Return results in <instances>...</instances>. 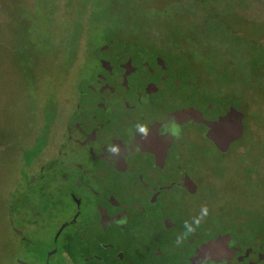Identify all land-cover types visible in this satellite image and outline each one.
Masks as SVG:
<instances>
[{
  "label": "flooded vegetation",
  "instance_id": "flooded-vegetation-1",
  "mask_svg": "<svg viewBox=\"0 0 264 264\" xmlns=\"http://www.w3.org/2000/svg\"><path fill=\"white\" fill-rule=\"evenodd\" d=\"M80 35L66 52L70 67ZM105 38L89 46L86 39L74 68L86 53L87 73L74 69L63 109L43 107L40 139L23 145L18 132L3 131L17 118L15 107H0V176L9 172L0 180V223L18 246L37 249L41 242L20 225L34 227L42 213L56 222L40 264L56 256L62 264H264V208L241 206L239 187L224 175L231 160L251 164L250 146L264 137L250 126L263 123L244 117L242 136L230 140L231 130L208 123L231 108L245 113L246 104L231 103L228 89L204 87L208 76L186 64L188 49L167 41L157 49L161 41L117 33ZM262 160L251 177L264 183Z\"/></svg>",
  "mask_w": 264,
  "mask_h": 264
},
{
  "label": "rangeland",
  "instance_id": "rangeland-1",
  "mask_svg": "<svg viewBox=\"0 0 264 264\" xmlns=\"http://www.w3.org/2000/svg\"><path fill=\"white\" fill-rule=\"evenodd\" d=\"M3 1L6 5L0 13V24L5 25L6 28L2 32L0 25V58L3 59L5 55L2 50L6 51L7 58L0 60V107H15L11 115L12 119L16 120L17 118V120L15 125H6L2 130L18 132L24 145L26 138L37 134V138L40 139L43 135L40 133L43 130V107H51L53 104L57 108L63 109V106L68 103V97H72L73 90L71 87L76 77L74 67L84 52L86 39L88 46L93 42L101 43L106 39L105 36L110 35L109 32L113 27L107 16L97 19V17H93L92 11H81L82 0H0V4ZM253 7V11H248L250 15L262 16L264 0L255 1ZM161 21H163L161 22V34L153 35L152 32L146 34L145 31H139L140 33H136L134 36L140 34L147 37L149 35L150 37L147 39L162 42V44H157V49L166 48L163 46V42L166 41L164 33L169 30V23L165 19ZM105 22L109 24H105ZM132 27V24H126L116 28L129 30ZM138 28L149 32L144 26L139 25ZM78 32L81 35L76 40L78 46L77 59L70 67L68 63L71 58H68L69 55L66 52L71 43V36ZM10 52L16 53L15 60L11 57L12 55L8 56ZM188 54L190 57L183 55L184 58L189 59L186 64L193 65L196 72L202 74L207 62L200 57L193 56L196 51H189ZM65 56L67 57L65 58ZM87 56L86 53L82 55V65L79 64L75 69L78 76L87 73ZM223 81L225 82V80ZM204 87L207 89L208 87L214 88L205 83ZM239 88L235 85L231 91L239 92L237 90ZM246 94V100H250L248 95L253 99L251 106L254 109H260L264 114L262 99L258 100L259 96L250 90H247ZM254 96L257 97L254 98ZM263 125L264 122L259 126L252 124L250 129L256 131L257 136L264 137ZM45 137L47 138L46 133ZM252 144L250 146L251 158L249 159L251 164L243 166L240 162L231 160L232 164L224 175L226 180L236 182L239 187L235 194L233 189H230L231 193L234 194V200L244 207L251 203V209H256L257 205L264 208V183L258 178L251 177V174L255 168L257 170L259 159L264 157V144L259 146L256 143ZM10 160H13L12 154L7 156V161L10 162ZM11 175L13 176L12 173ZM8 177L9 172L1 173L0 180L5 179L7 182ZM34 191L35 189H24L22 193L31 196ZM31 198L35 199L34 196ZM38 219L43 220L40 223L37 222L34 227L25 228L20 225L24 229V234H27L26 236L41 242L37 249L18 246L8 224L0 223V264H18L15 260L17 256L25 260L27 264H40L37 254L45 253L49 247V241L54 236L56 222H52V219L43 213L38 215ZM51 264L62 263L56 256L51 259Z\"/></svg>",
  "mask_w": 264,
  "mask_h": 264
},
{
  "label": "trees",
  "instance_id": "trees-1",
  "mask_svg": "<svg viewBox=\"0 0 264 264\" xmlns=\"http://www.w3.org/2000/svg\"><path fill=\"white\" fill-rule=\"evenodd\" d=\"M259 0H82L81 11L90 10L93 17L111 20L112 26L132 24L129 30L112 28L119 39H147L138 35L145 31L161 34L163 21L169 23L165 40L186 48L193 56L207 62L204 67L207 80L212 87L230 91V102L245 111V121L263 123L264 114L252 105V97L246 100L247 90L258 95L264 102V13L250 15L254 2ZM113 11H116L115 13ZM123 13V14H121ZM151 15V17H150ZM130 20V21H129ZM105 22V24H109ZM138 24V25H137ZM144 26L148 31L138 28ZM123 30V32H121ZM127 35L123 36L122 34ZM163 34V33H162ZM72 40V38L70 39ZM72 42V41H71ZM198 51V52H197ZM225 80V82L223 81ZM239 86V92L231 91ZM244 95V102L239 98ZM257 96H254V98ZM260 124V123H258ZM264 128V125H263ZM253 135L247 130L246 136Z\"/></svg>",
  "mask_w": 264,
  "mask_h": 264
},
{
  "label": "water",
  "instance_id": "water-1",
  "mask_svg": "<svg viewBox=\"0 0 264 264\" xmlns=\"http://www.w3.org/2000/svg\"><path fill=\"white\" fill-rule=\"evenodd\" d=\"M183 117H188L190 114L187 112L183 114ZM182 117V119H183ZM245 117V113L242 111L237 110L236 108H231L229 112L225 116H223L219 121L217 122H211L208 123V126L210 128L214 126H220L225 129L231 130L227 135L230 137V140L237 139L242 136L243 134V119ZM208 136H210V133L208 132ZM227 146L229 143L226 144Z\"/></svg>",
  "mask_w": 264,
  "mask_h": 264
},
{
  "label": "clouds",
  "instance_id": "clouds-1",
  "mask_svg": "<svg viewBox=\"0 0 264 264\" xmlns=\"http://www.w3.org/2000/svg\"><path fill=\"white\" fill-rule=\"evenodd\" d=\"M207 214V209L205 208V209H202V215H206ZM197 222H199V221H197Z\"/></svg>",
  "mask_w": 264,
  "mask_h": 264
}]
</instances>
